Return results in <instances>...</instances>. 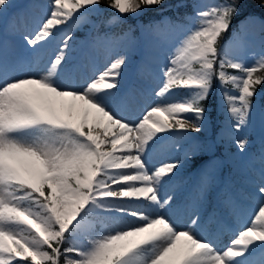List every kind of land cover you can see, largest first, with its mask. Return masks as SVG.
<instances>
[{
	"label": "snow or ice",
	"instance_id": "1",
	"mask_svg": "<svg viewBox=\"0 0 264 264\" xmlns=\"http://www.w3.org/2000/svg\"><path fill=\"white\" fill-rule=\"evenodd\" d=\"M162 3L111 0L109 7L123 16ZM99 4L48 0L47 18L24 35L26 45L35 49L49 43L57 26ZM10 6L12 0H0V14ZM238 13V3L229 0L194 10L192 26L177 37L155 93L164 100L174 88H184L189 98L158 102L134 123L113 109L126 57L74 88L59 83L71 71L70 35L42 75H13L0 55V264H254L255 252H264V183L255 194L258 211L218 249L196 235L198 215L183 229L164 215L174 200L164 186L178 162L149 169L145 160L158 134L201 130L202 102L214 81L231 86L225 100L234 127L247 123L257 88L264 85V76L255 75L264 72V55L249 66L221 44ZM242 39L238 33L236 40ZM238 147L244 149L246 141L239 140ZM127 169L132 172L122 171ZM92 218L100 222V231ZM108 220L121 226L109 228Z\"/></svg>",
	"mask_w": 264,
	"mask_h": 264
},
{
	"label": "rangeland",
	"instance_id": "2",
	"mask_svg": "<svg viewBox=\"0 0 264 264\" xmlns=\"http://www.w3.org/2000/svg\"><path fill=\"white\" fill-rule=\"evenodd\" d=\"M25 1H13L9 8L17 9ZM221 2L222 0H163L159 6L143 7L136 14L119 16L115 9L109 7L111 0H100L98 7L94 11L92 10L93 13L91 15L88 13V17L82 18L84 24L76 23L68 30L65 28L66 25H59L58 29L65 28V31L60 36H58L59 32H55L50 40H55V49L58 51L63 38L66 35L71 36L67 49V55L73 59V62L67 65L71 71L66 75L63 74L60 81L69 80L73 76L72 70L77 67V58L69 50L82 44L90 34L92 41L109 43L111 50L117 51L114 59L119 56L126 57V76L129 80L132 77L136 80L133 83L128 82L127 85H123L124 81H122L118 89L114 90L119 102H113V109L115 107L114 111L119 116L133 123V119L126 118L123 108L131 107L132 96L140 95V91H143L147 105L135 115L134 121L142 118L143 113L158 102H184L187 99L181 93L188 94V90L184 88H174L171 95L164 100H160L155 95L162 85L163 69L166 66L164 62L161 65L155 60L144 57L145 66L143 64V68L139 67L137 71L133 70L141 53H139L140 46L147 42L150 44V40L155 41L157 43L155 49L159 56L169 61L177 43V37L192 26L194 10ZM39 6L48 9V0H30V3L24 6L28 14L25 20L27 21L25 25L28 28L37 29L34 26L36 21L31 16L37 14L35 10ZM242 10L243 8H239L238 15L243 13ZM46 18L47 15L42 18L43 21ZM149 32L150 35L147 37L146 33ZM238 33L243 38L242 41L236 40ZM6 34L8 33H3V35ZM224 43L228 45L229 55L232 58L249 66L252 65L256 59L264 55V18L252 13L239 17L235 31ZM151 46L149 45V47ZM33 61L37 62L38 58H34ZM111 61H113L112 58H109L108 64ZM21 63L24 69L31 66L29 62ZM228 71L234 72L231 69ZM255 75L264 76V72H257ZM152 89L153 91H151ZM229 91H231L230 85L222 88L219 83L214 81L209 96L215 95L216 106L213 114L205 107L201 130L198 132L171 130L160 133L145 156L149 169L169 161L178 162L175 174L164 186V192L174 197L171 207L166 212L169 213V216H176L180 209L187 212L186 218L189 220L186 221L185 227L190 223L191 217L198 215L200 222L194 231L199 238L213 237L219 232L225 234L222 230L232 227L238 216L249 214V206L256 202V197L253 194H256L259 186L264 183V128L263 131H258V126L254 125V121L251 124L249 120L239 130L234 127V121L227 111L228 105L225 100V95ZM142 100H139V103ZM253 108L255 112L252 115L263 116L264 120V85L257 88ZM181 115L192 116L191 113ZM239 140L246 141L244 149L238 147ZM200 150L205 152L207 158L189 174H186L179 162H183ZM255 152L262 154V160L253 165L252 155ZM130 172H132L131 169ZM210 199L214 200L212 206L209 205ZM92 219L94 230L100 231V222L95 218ZM105 224L109 228L121 226L111 220L106 221ZM67 245L69 246L68 243ZM256 252L258 254L253 258L254 264H261V261L264 260V252L260 250Z\"/></svg>",
	"mask_w": 264,
	"mask_h": 264
},
{
	"label": "bare ground",
	"instance_id": "3",
	"mask_svg": "<svg viewBox=\"0 0 264 264\" xmlns=\"http://www.w3.org/2000/svg\"><path fill=\"white\" fill-rule=\"evenodd\" d=\"M13 1L16 0H12ZM30 3V0L25 1V6ZM95 8L88 10L84 12L83 15L78 16L74 21H72L70 24H66L65 28L68 30L69 28L73 27L76 23H80L81 25L84 24L82 18L84 16H89L93 13ZM48 9H45L42 6L37 7L36 15L31 16L33 20L35 19L36 24H34L35 27H38L43 22V17H45ZM93 10V11H92ZM27 14L26 10L24 9L23 5H20L19 7L14 8H8L3 14H0V55L4 56L7 58L10 66L14 69V71L11 73L13 75H42L43 70L45 69L48 61L50 58L54 57L55 53L57 50L55 49V40L49 41L47 44H43L42 46L38 48H31L26 45V42L24 41L23 37L26 34H32L35 31L34 27H27L25 24L27 21ZM65 28L56 32H59V35H62V33L65 31ZM10 33L11 35L2 36L3 32ZM151 32V31H150ZM149 33H146V36L149 37ZM91 36L88 35V37L85 39V41L78 45L74 49H70L69 52L71 54H74V57L77 58V67L72 70L73 76L65 81L61 82L59 80V83L63 87H74V88H79L86 80L92 78L94 72L96 71H103L106 66H108V59L112 58L114 59V56L117 55V51L115 49L111 50V45L109 43H104V42H94L90 38ZM74 43L73 41H71ZM150 44L144 43L142 46H140L139 50V57L137 58L138 63L134 66L133 70L137 71L139 67L143 68V64L145 66V63L143 62V58L147 57L150 58L151 60L157 61L159 64H164L167 65L168 61L167 59H163V57L159 56L157 53V50L155 49L157 47V43L155 41H149ZM149 45H152L149 47ZM156 46V47H155ZM150 49V50H149ZM24 50H27V53H24ZM38 58V61L34 63L33 59ZM68 59V64L70 62H73L72 57H69L67 55ZM164 60V61H163ZM21 62H29L31 64L28 69H24L23 65ZM127 64L123 66L121 70V76L118 78V85L124 81L123 85H127L128 82H134L135 78L133 79H128L126 76V69H127ZM66 75V73H65ZM62 77V76H61ZM127 82V83H126ZM120 86V85H119ZM155 89V88H153ZM153 89L151 91H153ZM140 95H133L132 100L133 103L131 107L123 108L124 112H126L125 116L129 120L133 119V123L137 122L138 120L134 121L136 118V114L139 113L140 109H143L145 105H147V100L144 99L145 95L143 91L139 92ZM141 96V98H140ZM143 99V100H142ZM139 100H142L141 103H139ZM115 110V107H114ZM255 109L253 108L250 114V118L248 119L251 124L258 126V131H263L264 128V120L263 116H255L252 115L254 114ZM118 114V113H117ZM239 132V131H238ZM122 171H127L130 172V169L127 170H122ZM255 196V194H253ZM256 197V196H255ZM242 204H240L241 206ZM244 207V205H242ZM246 207V206H245ZM249 214L247 215H240L238 216L237 220L235 221V224H232V227L227 228V230H222L225 232L223 233H216L213 237H200L201 239L209 240L211 241L218 249H223L224 246L229 242V239L231 238L232 234L241 229L243 226L247 225L250 221V218H252V213L253 210L255 209L256 211L258 208L256 207V202L251 204L248 208ZM176 216L172 217L169 216L168 212H165L164 215L177 227V229H183L185 227L186 221L189 220V218H186V213L184 210L180 209ZM193 213V212H192ZM192 213H189L190 215ZM221 231V232H222ZM257 252L251 257L252 261L254 256H257Z\"/></svg>",
	"mask_w": 264,
	"mask_h": 264
},
{
	"label": "trees",
	"instance_id": "4",
	"mask_svg": "<svg viewBox=\"0 0 264 264\" xmlns=\"http://www.w3.org/2000/svg\"><path fill=\"white\" fill-rule=\"evenodd\" d=\"M231 1H235L236 3H238V5H240V7L244 8L243 13L245 14L255 13L259 16L261 15L262 17H264V7H261V3H264V0H231ZM235 19H238V18H235ZM225 37H227V34L222 38V41L225 39ZM184 96H187V95L184 94ZM187 97L189 98V96ZM205 105L213 109L214 101H210L208 98V100L202 102V106L204 107ZM200 159L199 157H195L192 163L186 162V165L188 166V168L192 167L195 165V161H199ZM28 264H30V261L28 262Z\"/></svg>",
	"mask_w": 264,
	"mask_h": 264
}]
</instances>
